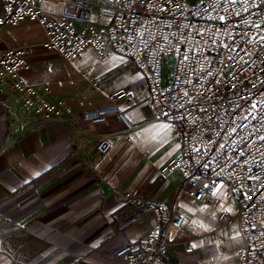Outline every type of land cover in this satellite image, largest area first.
Returning a JSON list of instances; mask_svg holds the SVG:
<instances>
[{
  "label": "crops",
  "instance_id": "1",
  "mask_svg": "<svg viewBox=\"0 0 264 264\" xmlns=\"http://www.w3.org/2000/svg\"><path fill=\"white\" fill-rule=\"evenodd\" d=\"M63 1L47 0L44 13L56 17ZM94 21L108 25L110 18ZM44 41L34 22L0 27V52L25 49L29 69L19 73L23 82L41 100L63 101L77 115L44 124L22 107L8 82H0V264H128L116 251L143 248L156 223L132 204L137 198L163 203L168 213L183 217L168 239L171 263L238 264L242 242L225 187L206 202L187 195L177 201L181 175L174 169L161 173L181 146L177 132L156 119L144 75L112 52L100 61L87 49L68 64L44 50ZM44 88L48 94H41ZM121 89L137 96L133 105L119 103L130 130L116 117L97 126L80 120L79 113L107 106V97ZM102 137L112 143L105 156L95 152ZM222 212L227 224L217 220Z\"/></svg>",
  "mask_w": 264,
  "mask_h": 264
},
{
  "label": "built area",
  "instance_id": "2",
  "mask_svg": "<svg viewBox=\"0 0 264 264\" xmlns=\"http://www.w3.org/2000/svg\"><path fill=\"white\" fill-rule=\"evenodd\" d=\"M65 0L58 15L44 13L47 0H2L0 27L28 21L43 32L44 50L72 64L87 49L104 61L109 52L130 60L144 75L147 100L156 119L178 134L180 155L162 174L174 169L183 182L176 200L187 195L206 202L219 186L235 202L233 218L241 238L238 264H264V0ZM109 16L108 25H99ZM175 56L171 75L164 60ZM29 66L24 48L0 52V82H8L23 108L44 123L75 118L63 101L40 99L35 88L19 77ZM44 88L41 94H48ZM133 90L107 97V106L79 113L82 122L97 126L116 117L131 126L119 103L133 105ZM111 140L95 144L99 156L111 150ZM155 225L144 247H121L115 257L128 264H173L168 239L184 219L167 212L165 204L132 201ZM228 223L227 212L217 218ZM192 252V244L185 245Z\"/></svg>",
  "mask_w": 264,
  "mask_h": 264
},
{
  "label": "rangeland",
  "instance_id": "3",
  "mask_svg": "<svg viewBox=\"0 0 264 264\" xmlns=\"http://www.w3.org/2000/svg\"><path fill=\"white\" fill-rule=\"evenodd\" d=\"M200 2H201V0H191L189 2V6H191V7L196 6ZM174 63H175V56L169 57V58L164 60L163 71H164V75L166 77L167 76L169 77L171 75Z\"/></svg>",
  "mask_w": 264,
  "mask_h": 264
}]
</instances>
